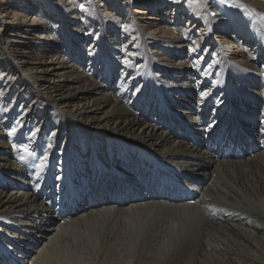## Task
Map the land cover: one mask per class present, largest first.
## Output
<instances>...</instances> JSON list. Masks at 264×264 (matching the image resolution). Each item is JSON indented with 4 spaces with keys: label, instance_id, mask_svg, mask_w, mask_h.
I'll return each mask as SVG.
<instances>
[{
    "label": "bare ground",
    "instance_id": "obj_1",
    "mask_svg": "<svg viewBox=\"0 0 264 264\" xmlns=\"http://www.w3.org/2000/svg\"><path fill=\"white\" fill-rule=\"evenodd\" d=\"M228 3L0 0V264H264V153L217 158L264 140V0Z\"/></svg>",
    "mask_w": 264,
    "mask_h": 264
},
{
    "label": "snow or ice",
    "instance_id": "obj_2",
    "mask_svg": "<svg viewBox=\"0 0 264 264\" xmlns=\"http://www.w3.org/2000/svg\"><path fill=\"white\" fill-rule=\"evenodd\" d=\"M205 3L206 5L208 6L209 10H211L212 6L214 5L218 10H222L225 6L229 7V8H232V7H235L234 5H231L228 3V0H205ZM84 5L81 4L80 5V8L83 9ZM211 15L213 17H215L217 15V12L216 11H212L211 12ZM262 20H264V16L261 17ZM193 44H195V41H192ZM190 52H192L193 54H197V59L199 60H203V56L199 55V53L201 52H204L206 51L205 49L202 48L201 45L199 44H195L194 47L190 48L189 49ZM127 63V62H126ZM194 67L196 66L195 64L193 65ZM200 95L202 97H206L208 95L207 92L205 91H202L200 93ZM13 132H16V128L15 127H12V130L8 133L9 136L12 135ZM32 135L35 136L36 135V132H32ZM52 135H55V133H52ZM13 149H15L16 145L13 144ZM48 147H51V145H48ZM19 159L21 161H23V157H19ZM44 159H47V157H44ZM41 168H43V164L41 165Z\"/></svg>",
    "mask_w": 264,
    "mask_h": 264
},
{
    "label": "rangeland",
    "instance_id": "obj_3",
    "mask_svg": "<svg viewBox=\"0 0 264 264\" xmlns=\"http://www.w3.org/2000/svg\"><path fill=\"white\" fill-rule=\"evenodd\" d=\"M99 11H101V9L99 10ZM149 20V19H148ZM20 38L19 39H22V40H24L26 43H30V42H27L28 41V39L26 38V37H21V36H19ZM260 92V90H245L244 89V91H240V90H237L236 89V93H237V95L239 96V97H242V98H249V97H251V96H253V95H255V94H257V93H259ZM128 142V141H127ZM129 143V142H128Z\"/></svg>",
    "mask_w": 264,
    "mask_h": 264
}]
</instances>
